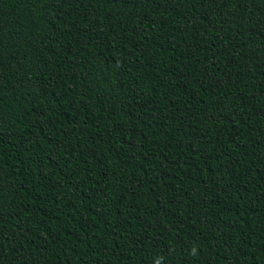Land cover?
Here are the masks:
<instances>
[{
	"label": "trees",
	"instance_id": "trees-1",
	"mask_svg": "<svg viewBox=\"0 0 264 264\" xmlns=\"http://www.w3.org/2000/svg\"><path fill=\"white\" fill-rule=\"evenodd\" d=\"M0 264H264V0H0Z\"/></svg>",
	"mask_w": 264,
	"mask_h": 264
}]
</instances>
